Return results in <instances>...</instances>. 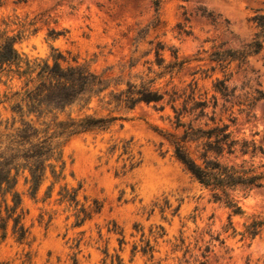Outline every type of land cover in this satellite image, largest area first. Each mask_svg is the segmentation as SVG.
Instances as JSON below:
<instances>
[{
	"label": "rangeland",
	"instance_id": "obj_1",
	"mask_svg": "<svg viewBox=\"0 0 264 264\" xmlns=\"http://www.w3.org/2000/svg\"><path fill=\"white\" fill-rule=\"evenodd\" d=\"M263 12L264 0H0V32L13 36L29 27L14 43L23 59H46L54 48L69 63L75 58L115 80L59 120L118 117L64 141L62 170L57 178L47 171L36 190L28 172H18L15 209L5 204L12 207L17 197L6 195V203L0 197V219L11 215L5 226L0 220V264H264V231L242 239L230 228L241 232L251 216L264 219V187L230 190L242 211L231 214L174 157L166 133L181 129L168 95L132 109L106 103L126 81L148 79L161 92L177 91L176 108L206 99L208 115L263 149L224 161L264 163V50L241 62L214 60V52L250 43L256 32L250 17ZM221 80L225 91L216 88ZM22 85L0 73L2 126L13 116L8 97ZM205 122L212 125L207 117L193 124Z\"/></svg>",
	"mask_w": 264,
	"mask_h": 264
},
{
	"label": "trees",
	"instance_id": "obj_2",
	"mask_svg": "<svg viewBox=\"0 0 264 264\" xmlns=\"http://www.w3.org/2000/svg\"><path fill=\"white\" fill-rule=\"evenodd\" d=\"M250 20L256 28L253 40L242 49L214 52V60L241 62L248 55L264 50V12L255 13ZM28 28L23 26L13 36L0 32V73L4 71L6 75H14L23 84L20 91H15L8 97L12 102L10 108L13 113L10 122L6 120L2 126L0 121V197L2 202L6 201V195L12 194L13 199L17 197L12 207L5 204L10 212L20 200L14 190L20 170L28 172L33 189L36 190L47 171L51 176L58 177L63 168L61 147L64 141L86 130L105 129L118 119L110 113L77 118L69 115L64 120L58 119V114L67 107L76 103L87 105L92 98L100 96L114 84L115 80L92 71L88 65L78 63L75 58H72L74 63H69L65 54L54 48L46 59H23L14 43L21 39L25 31H30ZM35 31L33 28L31 32ZM163 49L164 46L158 47L156 54L160 56L159 51ZM182 63L183 61L174 62L167 67L180 66ZM218 83L220 86L216 88L225 91L227 87L224 80ZM125 86L117 92L111 91L106 103L115 102V107L123 105L132 109L137 103L163 102L165 95L169 96L167 102L171 103L175 113L174 126L181 129L180 133H166L174 157L201 187L212 192L214 200H223L231 209V214H241L240 206L231 197L230 190L237 187H264V169H260L264 168V163L255 165L243 159L239 164H229L223 157L236 155L237 152L241 156L250 154L253 157L258 152H263L262 147L254 141L239 140L232 134L229 124L215 121L214 115H208L205 111L209 106L206 99L192 98L188 109V101L184 100L182 107L176 108L174 102L181 97L177 91L161 92L159 88L152 87L151 79L140 83L128 80ZM216 105L214 97L211 106L214 108ZM186 114H193V119L184 122L182 117ZM201 117H207L212 125L208 122L194 125L193 121ZM10 216L0 219L4 226ZM18 219L14 218L15 225ZM229 224L231 226V221ZM230 228L233 234H239L242 239H253L264 231V219L259 215L251 216L241 232H237L232 226Z\"/></svg>",
	"mask_w": 264,
	"mask_h": 264
}]
</instances>
